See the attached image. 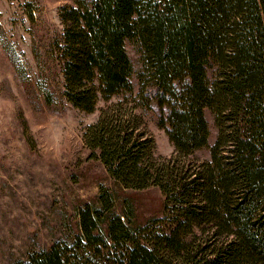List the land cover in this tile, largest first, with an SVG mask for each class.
<instances>
[{"label": "trees", "instance_id": "1", "mask_svg": "<svg viewBox=\"0 0 264 264\" xmlns=\"http://www.w3.org/2000/svg\"><path fill=\"white\" fill-rule=\"evenodd\" d=\"M59 16L62 99L86 114L105 103L83 131L88 159L118 188H158L164 215L138 224L101 185L76 230L15 264H264V0H75Z\"/></svg>", "mask_w": 264, "mask_h": 264}, {"label": "rangeland", "instance_id": "2", "mask_svg": "<svg viewBox=\"0 0 264 264\" xmlns=\"http://www.w3.org/2000/svg\"><path fill=\"white\" fill-rule=\"evenodd\" d=\"M74 2L0 0V264H15L30 251L67 238L76 230L77 208L95 202L101 185L114 190L119 209L125 199L132 202L138 224L164 215L158 188H118L100 162L88 159L83 131L98 120L105 103L86 114L61 97L52 44L63 31L60 8ZM127 49L138 68L136 51ZM207 118L212 145L217 128L210 112ZM145 119L158 156H172L174 147L156 117ZM195 157L208 160L210 151Z\"/></svg>", "mask_w": 264, "mask_h": 264}]
</instances>
